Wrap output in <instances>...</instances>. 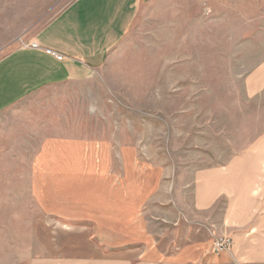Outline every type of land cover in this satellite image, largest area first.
Returning a JSON list of instances; mask_svg holds the SVG:
<instances>
[{
	"label": "rangeland",
	"instance_id": "1",
	"mask_svg": "<svg viewBox=\"0 0 264 264\" xmlns=\"http://www.w3.org/2000/svg\"><path fill=\"white\" fill-rule=\"evenodd\" d=\"M72 1L0 0V59ZM64 141L105 145L109 158L132 147L143 168L167 170L163 189L184 205L197 170L251 153L264 174V0H149L94 80L44 89L0 116V264H87L125 250L101 247L81 199L51 187L44 149ZM42 142L56 144L39 151ZM144 215L168 248L176 228Z\"/></svg>",
	"mask_w": 264,
	"mask_h": 264
},
{
	"label": "crops",
	"instance_id": "2",
	"mask_svg": "<svg viewBox=\"0 0 264 264\" xmlns=\"http://www.w3.org/2000/svg\"><path fill=\"white\" fill-rule=\"evenodd\" d=\"M148 1L73 0L27 46L0 59V116L44 89L79 87L94 80ZM54 144L42 142L38 150ZM57 144L44 149L53 161L51 187L63 201L77 205L81 199L101 247L125 249L119 256L87 264H264V174L258 159L251 158L255 155L194 172L188 184L190 204L184 205L180 194L167 197L163 189L167 170L158 165L143 168L132 147L119 145L118 153L109 158L105 145ZM256 149L264 151V144ZM42 165L41 160L36 164ZM147 203L150 211H144ZM159 210L167 211V222L157 219ZM144 212L150 213L152 223L176 228L174 234H166L175 235L168 248L150 234ZM49 215L73 218L66 211ZM221 236L230 239L231 248L214 253L212 242Z\"/></svg>",
	"mask_w": 264,
	"mask_h": 264
},
{
	"label": "built area",
	"instance_id": "3",
	"mask_svg": "<svg viewBox=\"0 0 264 264\" xmlns=\"http://www.w3.org/2000/svg\"><path fill=\"white\" fill-rule=\"evenodd\" d=\"M56 59L61 60V57L56 56ZM231 248V241L226 236L217 237L213 240L211 251L214 253L227 252Z\"/></svg>",
	"mask_w": 264,
	"mask_h": 264
}]
</instances>
